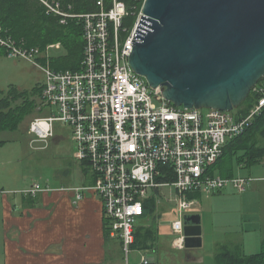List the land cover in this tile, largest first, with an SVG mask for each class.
Here are the masks:
<instances>
[{
    "label": "built area",
    "instance_id": "1",
    "mask_svg": "<svg viewBox=\"0 0 264 264\" xmlns=\"http://www.w3.org/2000/svg\"><path fill=\"white\" fill-rule=\"evenodd\" d=\"M41 1L56 14L76 16L62 11L53 0ZM97 4L98 11L78 16L83 20L85 43L78 70L57 71L49 66L48 50L60 43L40 52L0 34V46L6 48L9 57L32 61L44 73L38 108L48 115L34 118L30 133L46 141L55 135V121L70 126L74 158L94 178L85 188L102 198L105 215L111 221L110 237L120 239L124 264H152L145 254L149 249L134 245L135 226L144 215L146 201L155 196L159 203L162 188L174 187L179 218L172 224L177 235L173 247L183 249L184 217L196 203L191 195L208 196L228 186L243 193L253 182L250 176L223 177L212 174L211 169L226 143L242 134L264 107V96L245 116L213 108L175 106L130 65L142 10L128 31L123 27L128 14L124 2L112 0L109 9L103 0ZM122 32L128 33L123 36ZM39 56H46V64L37 60ZM254 90L261 92L263 87ZM42 189L34 184L25 192ZM76 195L77 199L82 197L79 192ZM131 256L136 257L131 260Z\"/></svg>",
    "mask_w": 264,
    "mask_h": 264
},
{
    "label": "water",
    "instance_id": "2",
    "mask_svg": "<svg viewBox=\"0 0 264 264\" xmlns=\"http://www.w3.org/2000/svg\"><path fill=\"white\" fill-rule=\"evenodd\" d=\"M130 65L177 107L233 111L264 77V0H145ZM202 246L201 215L184 217Z\"/></svg>",
    "mask_w": 264,
    "mask_h": 264
},
{
    "label": "rangeland",
    "instance_id": "3",
    "mask_svg": "<svg viewBox=\"0 0 264 264\" xmlns=\"http://www.w3.org/2000/svg\"><path fill=\"white\" fill-rule=\"evenodd\" d=\"M48 53L50 57H55L63 54L64 49L55 46L51 47ZM43 80L42 69L32 61L22 57L0 56V89L7 90L10 86H15L22 90H30ZM36 110L34 117L28 118L19 129L0 132V191L1 188H31L34 184H40L42 188L89 186L92 177L84 173V165L74 158L75 142L70 126L55 121L54 137L46 141L38 140L30 133V123L34 118L48 114L41 112L39 108ZM233 113L237 114V108ZM260 144L264 145L262 137ZM223 164L224 162L214 165L211 169L212 174L220 175ZM228 166L229 162L226 160L225 167ZM260 166L261 163L251 168L239 166L233 168L240 176H250L261 170ZM250 177L255 180L254 177ZM173 188L172 185L162 188L157 210L143 222V226L146 223L150 226L155 222L159 234L158 241L145 254L152 259V264H215V253L219 245L227 242L232 244L233 240L241 241L240 234L232 232L236 231L237 222L245 223L240 200L243 193L228 186L220 192L199 196L195 205L186 210V213L201 215L202 246L186 248L184 245V250H175L172 246L177 235L172 224L179 218V213ZM243 235L242 232V238ZM247 238L250 239V235ZM136 254L137 252H134V255ZM116 257L115 263H125L122 249L117 251ZM134 259L135 256H131V260Z\"/></svg>",
    "mask_w": 264,
    "mask_h": 264
},
{
    "label": "trees",
    "instance_id": "4",
    "mask_svg": "<svg viewBox=\"0 0 264 264\" xmlns=\"http://www.w3.org/2000/svg\"><path fill=\"white\" fill-rule=\"evenodd\" d=\"M60 5V9L75 17H65L56 14L41 0H0V34L5 39L15 41L26 47H37L45 52L49 45L60 43L64 53L55 57L48 55L49 66L57 71L78 70L81 67L84 51L83 20L81 14L96 12L100 9L99 0H53ZM105 8L109 9L112 0H103ZM128 8V14L123 19V27L132 30L142 10L143 1L120 0ZM128 32H122L125 36ZM7 55L6 48L0 46V56ZM8 56V55H7ZM46 64V56L37 57ZM44 81V80H43ZM42 84L30 90H22L10 86L7 90L0 89V132L3 130H17L28 118L34 117L40 104ZM263 87V91L254 89L247 99L237 107V115L245 116L250 108L264 96V77L256 87ZM255 87V88H256ZM264 138V107L252 119L250 126L240 135L230 139L223 149L222 156L214 164L224 162L220 168L223 177L238 176L234 166L253 167L264 159V145L260 138ZM229 166L225 167V161ZM155 196L145 203L142 217H150L157 210ZM152 224V225H151ZM150 226L136 225L135 248H151L158 241L156 223ZM111 221L107 218L105 235L110 237ZM215 264H264V238L260 250L247 253L243 244H223L215 253Z\"/></svg>",
    "mask_w": 264,
    "mask_h": 264
},
{
    "label": "crops",
    "instance_id": "5",
    "mask_svg": "<svg viewBox=\"0 0 264 264\" xmlns=\"http://www.w3.org/2000/svg\"><path fill=\"white\" fill-rule=\"evenodd\" d=\"M260 168L250 175L255 180L240 197L245 223L237 222L232 232L241 236V241L232 244H243L247 253L260 250L264 238V159ZM93 182L92 177L89 186ZM62 187L35 193H26L28 188H1L0 264H119L115 259L121 241L105 235L102 198L90 188ZM147 218L142 217L138 225H144Z\"/></svg>",
    "mask_w": 264,
    "mask_h": 264
},
{
    "label": "bare ground",
    "instance_id": "6",
    "mask_svg": "<svg viewBox=\"0 0 264 264\" xmlns=\"http://www.w3.org/2000/svg\"><path fill=\"white\" fill-rule=\"evenodd\" d=\"M74 71V70H73Z\"/></svg>",
    "mask_w": 264,
    "mask_h": 264
}]
</instances>
